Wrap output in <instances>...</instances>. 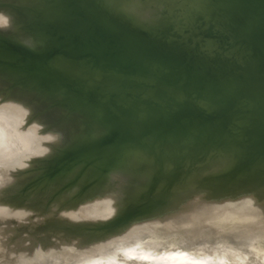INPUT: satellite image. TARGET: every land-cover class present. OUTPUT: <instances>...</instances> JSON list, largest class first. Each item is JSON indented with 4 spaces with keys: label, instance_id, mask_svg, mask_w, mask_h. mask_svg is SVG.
<instances>
[{
    "label": "rangeland",
    "instance_id": "obj_1",
    "mask_svg": "<svg viewBox=\"0 0 264 264\" xmlns=\"http://www.w3.org/2000/svg\"><path fill=\"white\" fill-rule=\"evenodd\" d=\"M23 1L24 2L22 3V0H0V14H1V12H9L10 13V21H8L7 23L11 22L10 24H5L4 25V23H6V21L9 18L3 19L2 26L5 27V28L7 27L6 29L5 28H3V29H5V30L10 29L11 30V29H13V27L16 28L18 26L17 22H19L16 19H18V20L22 19L24 21V19L27 17L26 19H28V20L25 19L27 24H23V25L20 24L21 26L19 25V27H20L19 29H22V27L24 26L23 29L25 27L27 28L24 31L28 30V32H30L31 29L33 28V27L31 28V25H29L30 24L29 19L31 18L32 15L30 13V16H29L27 12H30V11L33 10L32 13H34L35 11H37V15L36 16H38V13H40L39 15H40L41 18H38L39 16L36 17L34 14H33L32 17H34L35 21L38 20V19L44 21V25H45V28L43 30H41V32L39 33L38 36H36V41L37 42L39 41L38 43H39V46L41 47V50H42L41 52H43V53L42 54H38L36 56L37 60H34L36 62V66H35L36 68L34 70L33 69H31V70H27L26 69V71H28V72H25L23 69L26 68L24 66H26L27 62L24 63L25 61H21L20 60V58L24 56L23 54H19L17 52V49H15V50H11L10 49L11 51H8L9 53L4 52L6 54L2 55L1 54L2 53L1 49L3 47H7V48H12L13 49L12 45L14 46V48H18V49L22 48L21 46H24V45L26 47V45L28 46L29 44H27V42H25V41L30 40L29 39L30 37H26V39L28 38L26 40L25 38H23L24 37L23 35H20V36H22V38H23L22 39V38H20L17 35V32L15 31L17 29H14L12 31V33H10V35L16 34L15 35L16 37L14 36L16 39L12 38L13 37L12 36L11 37L12 38L11 41H13L14 39L15 40L13 42H10L11 38H8L7 35L6 36L3 35V34H6V32H8V30L6 32H4V30L2 29V26H0L1 27L0 28L1 29L0 30V34L2 33L1 35H2L3 39H4V37L5 38L7 37L9 41H7V38H6V41L12 43V45L10 44V46H9V44L6 41H4L5 45H4V42H1V45H3V46L0 45L2 47V48L0 47V52H1L0 53L1 57L0 58H1V60L2 59L3 60L4 59L5 60L8 59L7 61H10L11 63H14L12 65H9L10 64V62H9V63H7V65H5L7 61L4 60L5 63L3 64L4 61L3 62L1 61L2 64L0 63L1 64L0 67H2V65H3V67H2L3 69H4V67H6L5 69H7L6 71L8 73V76H9L8 69H9L10 72H13L12 73L13 76L12 77L10 76L11 79L12 78H14V79L16 78L17 79V76H19V78H21V80H23V79L25 80V78L22 77L23 75H16V77H14L15 74H20L19 73L20 71H21V74L22 73L25 74L26 78H28V79H26V82L24 81L25 83L20 80L21 84L19 83L20 81L18 82L16 79H15V81H17L18 83L17 82L15 83V81H12L11 79L9 80V78H8V79H6L7 81L9 80L8 82L4 81L5 83L7 82L6 83L7 85H4L2 87V85L0 84V92H3L2 90H4V89H5V91L6 90L10 91V89H13L11 91H16L18 88H14V87H21V85H22V88L18 89V91H17L18 93H19V90L21 91L23 88L30 87V85H34V86L36 85V86H38L40 88L42 85L38 81H40L42 79L43 82H45L44 84H49L51 86H55L56 93H59V94H55V95H59L61 98L58 96V98H60L59 99V103L55 102L56 100H53V103L54 102L58 103L60 105V106L58 105L59 108H61V106H62V108H61L62 110H63V107L65 106L66 103H64V105L62 104V102H61V99H62L61 94L65 95L66 94L65 92H66V90L69 89V87H75V88L79 89L80 90L79 91L80 98H83V99H84V97H90V96H93L95 94H98V98H96V99H98L97 101L101 105L108 106L110 108V114L111 115H115V117H117L118 119L123 121L125 126H126V128L130 131L131 134L134 135V137H136V139L134 138L132 140L127 139V140H123L122 141V139H121L119 134H116V132H113V131H111L109 129L104 128L100 124H91L89 127H87L88 124H90V123H87L86 126H83V125H85L84 121H86V119H83V118L86 117L85 112L83 110L74 109V113H71V114L66 115V116L63 115V113L61 114L59 112L61 114V116L59 114L60 117H64V116L66 117V118L65 117L62 118V119H64V120H62L63 121L62 122L63 126H64V124H65V126H67L66 127L67 130H66V128L64 130L65 131H69V132H65V133L73 135L74 132L75 133L79 132V134H78L79 136H77L78 138H75L76 140L75 139H73V140L71 139L70 141L66 142V144L63 145L64 147L63 146H59L60 147L59 150H58V147H55V148H57V149H55V152L60 151V153H63L65 151V149H67V150L69 149L68 153L65 152L63 154H60L58 152L59 155H63V156H61L63 159L60 158V156L58 154H56L55 152H51L50 155H47L46 157H42L40 155V153H41L40 149L41 148L39 147V149L35 153V157L36 158H34V157L28 158L30 156L26 155L27 156L26 157L25 155H23L29 161H27L25 159V157H22L26 161H24L22 159V162L20 164L18 163V160H17L18 157L11 158L10 162H11L12 159H14V160L16 159V161L13 160L14 162H12V164L8 161L9 165L6 168H1L0 169V208L3 205H5L7 207V209L3 210L4 213L0 214V264H32V263H29L30 262L29 259L31 258L29 252H30V249H32L31 247H39L40 250L42 249L40 253H43V252L50 253V251H53L54 248L60 247L59 244L64 246V250L58 257H56L57 255L54 254L53 257L51 259H49L48 261H45L43 263L39 262V263H33V264H73L74 260L76 258H78L79 256H81V255L95 256V255H97V254H99L101 252L105 253V257H106V262L107 263L108 262H115V263H118V264H171L173 262V260L176 258L173 255L170 256V257H162V258H159V259L154 260L152 262L150 261L148 263H147V261L144 262L143 260H139V259L138 260H134V259L129 258L128 251L130 250L132 243L136 241L138 235H134V234L132 235V234H128V233L127 234H123V235L122 234H120V235L117 234L118 232H120V229H121L120 227H123V224L121 222L122 220L120 222H118V221L114 220L113 216L111 218L110 217L111 213H107L106 212V211H108L109 208L106 207L107 210L105 208L104 209L106 210L105 214L106 213L108 215L110 214L108 216L110 219L108 217H106V219H105L104 218L105 215L104 216L102 215V214H104V212H103L100 215V216H102L104 218L103 222L101 220L103 225L101 224V222L99 223L100 225H98V220L97 219L99 218V220H100V216L94 217L93 214L89 215L88 213L82 211L83 208L80 207L81 206L80 204L84 200L86 201L88 198L91 199V200H96L97 197L99 199L103 198L101 196H105L106 198H109V197H111V195H115V197H117V195H116L117 193L116 192H118V191H116V189L119 188L118 190H120L122 192L124 191L123 193L122 192L118 193V196H121V193H122V196L124 197L123 198L121 196L122 199H121V197H117V199L120 198V200H118V201H120L119 204H121V201L123 202V199H124L126 204L131 207L133 205L129 204L130 200H131V202H132L133 198H134V200H136V201L132 202L134 205H135L134 202H136V204H138V202H137V201H139L138 198L140 199L139 202L143 203L145 198L141 199V196L142 195H146L145 196L146 197V201L145 202H147L148 200L151 199L150 203L147 202L148 205L150 204V206H151V205H153L152 201H154L153 200L154 196L156 195L155 196V200H156V197H157V201H154V204H155V202L157 203V202H159V200H161V199L158 200V198H159L158 194L161 193V191L165 192L166 188L168 187L167 188L168 190H166V191H168L167 194L169 192H172V193H175V194H173V196L169 195V196H171L170 197V199L172 200L171 203H169L170 199H168L169 201H166V202H168L170 204V208L171 209L172 208L176 209V211L179 214L186 213L184 216H186V217L188 216L187 217L188 220H184L183 222H179V223H171V221H172L171 219L170 220L169 219H164V220H162V221H160L158 223H155L157 225V227L156 228L153 227L151 230H149V233L150 234H155V233L157 234V233L161 232L162 229H165L166 227H170V228L173 229V232L171 231V233L175 234L177 229L180 228V227H183L182 229H185V228H187L186 226H188V225L192 226L194 224V222H192L193 218L190 219L192 217V212H191L192 209H190V208H193L194 205L196 207V204L199 203V198H197V196H199L200 198L202 196L203 197H208V196H210V192L215 190L216 187L222 188L221 184L222 185H224V184L226 185L227 182H228V184H230L232 182V180L235 179L236 176H234V175H236V173H237V172H232V171H234V170L235 171L236 170L240 171V169L241 170L245 169V171H248V172L245 173V174L248 173L247 174L248 176L244 175V177H245L244 179H243V177L242 178L240 177L241 180L240 179H235V180H237V182L239 184L240 183L244 184L245 183L244 180L246 179V177H249V179H251V183H252V180L255 181V180L258 179L260 181V180L264 179V178H260L259 177L262 174H264V170H262L264 168V109L260 106L259 103H257L256 101L253 100V105L251 106V108L249 109V112L247 114L248 115V117H247L248 120H247L246 124L239 123L237 125H234V129H233V126L231 127V126H228V125L226 126V128H224L223 124L225 123V120L223 118V115L229 109V107L231 106V103H232V102L229 101V99L223 100L222 102L219 103L218 106H214L213 104H205L204 105L203 104V100L201 98H197L198 96L196 94H194L192 90H190L189 88L185 87L182 84H177L175 86L174 85L164 86V88L161 87L163 89L161 91L160 98H162L164 100H167V101L173 102V104H176L177 107L180 104L179 103L180 102L179 98L184 97V96L187 95L186 96L187 100L189 101V103H191V107H192L190 109V111H192V113H193V116L190 117L189 120H188L189 124L200 126V127L204 128V129H206L207 132H210V133L211 132L215 133L219 129L223 128V129L229 130L230 133L235 136L233 139L225 140L224 142L222 141V143L220 145H217V146H215V143H217V141H214L215 139H212V138H209L207 140H197V139L195 140L194 139L188 145H186L185 142L182 141L181 139L180 140L177 139V140H174V141H169V137L172 136L173 130L169 131L171 133H168L165 137H161V135L157 133L158 128L157 129L155 128L157 126V124L144 125L143 127H140V126L134 125V124L129 123L128 121H126V119L122 116V113L120 112V110H118L117 107L111 102L110 98L108 97L107 91H106V89L112 83L111 75H109L107 73H104V72H99L101 74L100 75L101 78L99 80V83L94 84V85H87V82H85V79L77 78V76L73 75V73H70L68 71L65 72V71H61L60 69L54 68V66H52V64L54 65L56 62L64 64L63 60L67 59V58L63 54V52H64L63 49L64 48H63L62 41H56L57 39L53 40V38L50 35H47L48 33H50V34L53 33L48 28L53 21H52V19H50L51 17H49L50 13H49V16L47 14L48 17L44 16V14L46 15L45 11L49 8L48 6H47L48 8L46 7V5H48L47 3H50V1H51V3L55 2V4H54L55 7H53V9L51 8L50 5L49 6H50V8L52 10H59V2H58V0H54V1L53 0H30V1L29 0H23ZM133 1L134 0H125V3L123 4L122 2H124V0H112V3H108V4L109 5L111 4L110 6H112L113 9L116 8L115 10L118 11L121 8H123L122 6H125L126 3H130V2H133ZM142 1L143 2L149 1L150 3H153L152 5H154V2L159 3V8L158 9H159L160 13L158 15L161 18L158 17L159 20H158V18L156 20L155 19H151L153 21L154 20L156 21V23H152V24L153 25L156 24V25H154L156 28L160 27L159 30H156V28H155L152 31V27L153 26L150 24L152 22L150 19H148L146 21V20L134 19L133 18L136 23H138L136 20L145 21V22L151 21L150 23L149 22L148 23L143 22V23L146 24V26H149V24H150L151 25L150 29L149 28L145 29L143 27V26H145V24H142V22H141V25H143V26H141V25L138 26L140 23L136 24L133 20H131L132 17H128L129 15L127 16L125 14L126 12H123V11L122 12H123L124 16L126 18H129L128 20H130V22H132V24L126 23V22L116 21L114 19L110 20L111 23H115L118 26L124 27V28H127V27L129 28V26H130L129 29L133 28L134 32L140 33L151 44L170 45V46H172L173 47V52L172 53L179 54V55H181L183 57H186L188 59V62L185 64V66H187L189 68H196L195 67L196 63L193 61V59L196 58V57L198 58L197 59L198 61L199 60H201L203 62L206 61L207 65H211V64H208V63H210L212 61H207V60L213 59V58H208L207 59V56H208L207 54H205V53L197 54L195 52L188 51L187 49H184V47L181 44L182 42L178 43L177 41H174V40H171V39L167 40L164 37V35H162V33H161V31L163 30L162 26H164V24H165V23H163V21L167 20L169 18L172 19L174 17H175L174 19L176 20V18H178V17H176L175 15L178 16V14L180 13L183 16L186 8L188 9V11H189V8H191L192 10L194 8H196L194 10L195 11L197 10L195 12L196 15H194V16H193L194 12H192V11H190L189 13L187 12L188 16L189 17L192 16V19L194 20L193 21L190 18L191 21L195 22V20H196V21L201 22L203 20H206L205 14L209 13V11H207L208 9L207 10L206 9L205 10H201V11H204V12L206 11L204 15H203L204 12H200V9L202 7L200 8L199 6H201V4H202L201 2L202 1L201 2L199 0H142ZM211 1L215 2L218 5L217 16L218 15L222 16L223 14H225L224 11H226V10H225V7H223V4H221V0H208L207 2H209V4L211 5ZM29 2H30V4H29ZM149 2H147V3H149ZM25 4L29 5L28 8H27V9H29V11L26 10L27 6L24 7ZM113 4H114V6H113ZM18 5H20L19 8H21V12H19L20 13L19 16L21 18H18L16 16V14H15V10L17 9L15 7L18 6ZM51 5L54 6L53 4H51ZM118 6L119 7L121 6V8H119ZM154 7H153V9H152V7L150 9V7H149V10H153L154 11L156 9V8L154 9ZM250 7H251L250 10H253V11L256 10L252 6H250ZM23 8L26 10V12H24L25 10ZM30 8H33V9H30ZM12 9H13V11H12ZM41 9L45 10L43 12V15L40 12ZM121 10H124V9H121ZM18 11H20V10H18ZM182 11H183V13H181ZM256 11H258V10H256ZM11 12H13V13H11ZM23 12L27 13V16L25 14H23ZM47 12H50V11L48 10ZM197 12H199V13H197ZM53 13H54V11H53ZM53 13H51V14H53ZM57 13H59V12H57ZM187 13L185 12L186 18H188L187 17ZM190 13H192V14L190 15ZM22 14H23V16L24 15L25 16L22 17ZM160 14H161V16H160ZM42 17H45V19H43ZM181 17H179V18H181ZM1 19H2V17H0V20ZM160 19H162L163 21L160 20ZM4 20H6V21H4ZM175 20H174V22H175ZM35 21H33V22H35ZM157 21H159V23ZM161 21H162V24H161L162 26L161 25L159 26ZM187 21H189V19ZM22 22H19V23H22ZM31 24L33 25V23H31ZM170 24H171V27H172L173 22L170 21ZM211 27H212L211 23L209 22L208 26L205 29L206 30V32H205L206 34L208 32H211V30H213V27L212 28ZM29 28H30V30H29ZM213 31H215V30H213ZM45 32H46V34H44ZM19 34H21V33H19ZM1 35H0V39L2 38ZM18 37L20 38L18 40L22 39V41L18 42V40H17ZM3 39H1V40H3ZM16 40H17V42H15ZM31 40H33V38ZM44 40L46 41L47 45L46 44L42 45ZM40 41H41V43H40ZM221 45L222 44H220V47H221ZM56 46L60 47L61 50H58V49H56L58 51H55V49L52 50V48H54ZM218 46H219V44H218ZM28 47L30 49L32 48L33 51H35V50L38 51L40 49V47H39V49H38V47H36L37 49H33V48H35V46L34 47L28 46ZM225 49H227V47L222 46L220 52H222V51L223 52L221 54L219 53V54H217L215 56V58H218L220 60V62L222 64L221 68H219L217 70V69H212L211 67L209 68V66H207V67L205 66V68L203 67L202 70L198 69V71H199L198 77L201 76V78H205V76L207 75L206 73H208L207 71H210L209 74H212L211 76L215 78L218 75H220V73L225 72L226 69H228V68L235 69V68L243 67L245 65V63H247L246 67L250 68L249 65H252L254 62H256L255 60L251 59V57H250V55L252 56L251 51L254 52V50L250 51L249 46L245 47V49L237 47V49L232 53L231 58L229 60H228V58L226 56L224 57L222 55L224 53ZM3 50L6 51L7 49L4 48ZM50 50L55 51V52H51ZM13 51L15 52L14 54L17 56V57L15 56L16 59H18V57H19L18 61H16L15 58L12 60V57H14V54L11 55V53ZM258 51H259V55H260L261 52H260V50H258ZM49 52H51V53H49ZM254 53H255L256 56L253 55V57L257 58L258 54H256V52H254ZM262 53L264 54V52H262ZM49 55L50 56L52 55V56L49 57ZM259 55H258V58H257L258 60L260 59ZM56 56H58V57H56ZM23 59H25V58H23ZM51 59L52 60L55 59L53 61H56V62L55 63L52 62ZM56 59H58V60H56ZM61 59H63V60H61ZM31 60H32V58H31ZM261 60H264V58H262ZM29 61H30V59H29ZM74 62L76 63V61H74ZM262 62H264V61H262ZM40 63H42L43 65L46 64L47 67H37V65H39ZM242 64H243V66H242ZM14 65H15V68H16V65H17L18 68L15 69ZM20 65H21V67H20ZM22 65H24V66H22ZM88 66L91 68V70L93 72L94 71L98 72L91 65H88ZM11 67L14 68L15 70L11 69ZM22 67H23V69H22ZM18 69H19V71H18ZM62 70H64V68ZM203 72H205V73L203 74ZM3 73L4 72H2V73L0 72V76H2ZM4 75H5V73H4ZM5 77L6 76L0 77V81L3 80L2 78H5ZM219 79H221V78H219ZM27 82H28V84H26ZM31 82L33 84H31ZM16 84L17 85L19 84V86H17ZM23 84L25 85V87H24ZM39 88H38L39 91L35 88L36 91H38V94L41 91V88L44 89V87H41L40 89ZM31 89L32 88H30V89L27 88V90H30V91L35 90V89H32V90ZM152 90H154V88H151V90H149V93L152 94L151 96H153L156 93V92H154ZM43 91L44 92H42L41 94L46 93V96L49 94L50 97L49 96H47V97H49L50 99L51 98L52 99L56 98V97L54 98L55 95L53 96V94H50L47 91V89H44ZM23 93H24V95L31 96V98H30L31 100H29V101H32L34 99H38L39 100L38 105L35 102L31 103V105L34 107L33 109H36V108L39 109L41 107V105H44V106H42L43 108L48 106L47 103H48V101L50 99H48L47 97L44 98L43 96H45V95L38 96V94L35 93L36 95L34 96V95L30 94V93L21 91V95H23ZM64 97L66 98V96H64ZM40 99L46 100L47 103H42ZM66 101H67V98L65 99V102ZM50 103H51V100L49 101V105H50ZM53 106L55 107L56 104L53 105ZM58 106H56V107H58ZM40 110H42V111H40ZM35 111L28 112L26 115H24L22 117V120L20 122H18V123L17 122H15V123L12 122L13 124L9 123L8 125H5V123L0 124V130L3 133V134L2 133L1 134L3 135V137L7 136L10 139L9 140V139L6 138L7 140L10 141V143L8 142V145L9 144L11 145V143L19 144V141H21V139L17 135H15L17 133V130H19L21 128H24V126H25V128L30 126L31 123L34 120H36V118L38 116H39V118L43 117V114L45 115V112H48V111L51 112V109L48 108L47 110L45 109V111H44L41 108V109H39V111L37 110L39 113L37 111H36L37 113H35ZM52 111H54V110H52ZM77 111H79V114L82 112L80 114V116H82L83 121H82L80 116H79L80 117L79 120H78V118L74 119V117H77L79 115ZM177 112H181L180 109ZM75 113H77V114H75ZM72 114H75L76 116L72 115ZM56 116H58V114H56ZM56 116H52L48 120L46 118V119H44L45 122L43 120V121H41V123H38L39 124L38 125L39 126V131L42 134L43 133L52 132L54 130H57L60 127H63L61 125V123H58V122L61 121V119L59 120V118H58L59 116L58 117H56ZM67 116H69V117H67ZM70 116H71V118H70ZM76 119L78 121L81 120L80 121L81 123L78 122ZM56 120H58V121H56ZM65 120L67 121V123H65ZM82 122H83L82 126L84 127V130L86 132H88L89 134L85 133L84 130L82 131V133H80L81 132L80 130H82V128H83L82 126L79 127L78 130L75 127L76 123L82 124ZM59 124H60V126L58 127ZM92 125H94V126H92ZM95 125L97 126V128L102 130V131L100 130L101 131L100 137H97V133H98L99 129H97ZM91 126L93 128H91ZM86 127L89 128L88 129L89 131L87 130ZM71 129H73V130L75 129L77 132L75 130L71 131ZM90 129H93V130H91V132H90ZM148 129H149V131H148ZM103 130L105 131V133H103ZM106 131H107L108 135L109 134L112 135V136L114 135L112 137V138L115 137L114 141L107 138V137H111V136L110 135L107 136ZM95 132H96V134H94ZM178 132L179 133L181 132V134H182L181 130L178 131ZM13 133H14V135H13ZM65 133H64L63 136L66 137ZM92 133H93V135H92ZM243 133H244V135L246 134V136H243ZM80 134H81V136H80ZM86 134L91 135V136L87 135V139H86ZM70 135H68V137ZM16 136L18 138H16ZM71 136L69 137V139L71 138ZM83 136H84V138H83ZM93 136L95 138H92ZM176 136H178V135H176ZM79 137H81V138L79 139ZM105 137H106L107 141L104 140ZM90 138H91V140H90ZM101 138L103 140L102 144H103L104 141H105V143H107L105 146H101L102 145V144H100ZM175 138H177V137H175ZM0 139H2V138L0 137ZM6 139H4V141ZM17 139H19V140H17ZM83 139H85V140H83ZM81 140H83V142H86V141L88 142L89 141L88 144H86L87 142L84 143V145H86L88 149H86V146L84 148L83 147L84 145H81V143H83ZM110 140L112 142H109ZM117 140H118V142H119V140H121L122 142H119V144H117ZM0 143H3V142L0 141ZM4 143H6V142H4ZM17 144H15V145L18 146ZM93 144L94 145L98 144V146L97 145L93 146ZM42 145H45V144H42ZM42 145H40V146L42 147ZM89 145L91 146V150H90V146ZM168 145H170V146H168ZM16 146H15V148H16ZM226 146L229 147V148H227L228 150H226ZM230 146H232L231 148L233 150H234V148H236L235 151L236 152L238 151L237 153H239L240 154L239 156H241L240 158H239V156L237 157L239 159H237L235 157V155H236L235 151H233V150L229 151L231 149ZM159 147L160 148H162V147H166V148L170 147L169 149H171V151H172V149L176 150V151L174 150L173 153L172 152L171 153L172 154H174V152L177 153V156H174L176 158V160L174 159V161H177V162H175L177 164L173 165V164H175L174 161L172 160L174 157H172L173 155H171V153L168 150V153L172 157V159H171V157H170V159L173 161V164H172V161L168 162V159H167L168 156L164 157L165 158L164 160L166 161V162L164 161V164H166L167 166L165 165L164 169L162 168L163 172H164V170H167V169H169V171H170V169L173 167L175 169V171H176L175 172L173 170L176 173V175H175V173L173 174L172 170H171V172L168 171L169 172L168 174L171 173L168 176L166 175L167 173L160 174V172H162V169L159 168V166L163 165V163L161 165L159 163H160L161 160H163V158L160 159V157L157 156V157H159L160 161L159 160H155L154 161V159H157V157L155 158L154 155H152L153 152H155V154L158 155V153L161 150H163V148H162L161 150H159V152H157V149H159ZM223 147L225 149H222ZM11 148H14V147L11 145ZM63 148H64V150L62 151ZM166 148H164V149L166 150ZM128 149L130 150V154L131 155L129 154V152H128L129 150ZM136 149H137V151H138V149H139V151L142 150V151H140V153L138 152L139 155L137 153H134V152H136L135 151ZM180 149L183 150V152L179 153ZM193 149L195 150L194 152L192 151ZM237 149H239V150H237ZM189 150H191V152H189ZM199 150L201 152H199ZM78 151H80V153H78ZM81 151H82V153H81ZM148 151L149 152L152 151V153L150 154ZM187 151L189 152V154L186 155L187 157L189 155L188 158L184 156V154L187 153ZM95 152H96V155L93 154ZM147 152H148V154H147ZM206 152H207V154H206ZM214 152H216L215 155H216L217 158H215L214 155H212V156L215 159L211 158L212 156H210L211 154H214ZM53 153L55 155H53ZM126 153H127L128 157L126 156ZM178 153H179L180 156H178ZM229 153H231L230 154L231 157H232V154L234 153L233 157H235L237 159L236 162L238 163L237 169H236V167H232V165H234L236 163L235 162L236 159L234 160L233 157H232L233 158V164L232 163L226 164L222 168L218 167V164H216L221 159V156L219 157L217 155H221L222 154L224 156V155L229 154ZM64 154H67V157H65ZM74 154L83 155L86 158L84 161H87L89 163H83L84 162L83 160L78 162V163H75L74 160L70 159V157H72L70 155H73V157L76 156ZM203 154H204V156H203ZM88 155H90V157H88ZM137 155H138V157L141 156L140 158H142V156H144V157L146 156V157H148V159L147 160H143V159L140 160L138 157H136ZM190 155H191L192 158L190 157ZM122 156H124L125 160L127 159L131 165L127 163L128 162L127 160L123 161L124 157L121 158ZM178 157H179V159H178ZM183 157H185V158H183ZM186 158L188 159L187 161H186ZM210 158H211V161H210ZM30 159H32L31 162H30ZM130 159L132 160V162H130ZM134 159H135V161H134ZM213 159L216 161V163H215V161ZM52 160H55L54 162H56V163L51 165L50 163H51ZM103 160H104V162H102ZM108 160H111L112 163L110 161H108ZM120 160L124 162V163H122V165H124V167H126V169H124V167H123L120 170L118 169V170L109 171V169L112 168L113 165L117 166V164H119ZM189 160H190V162H189ZM40 161L42 162V164H41ZM96 161L98 163H95ZM105 161H107L108 163L105 162ZM157 161H159V162L157 163ZM199 161H201V163ZM38 162H40V163L38 164ZM99 162H101V164H99ZM197 162H199V163H197ZM15 163H18V164L16 165ZM58 163H61V165L63 164L64 166H67V167H65L67 169V171L65 170L66 172L75 169L76 171L74 173V176H67L64 179L57 180L52 185L47 186L49 184V181L52 180L53 177L56 175V174H53L54 176L51 175L52 173L55 172L54 170L56 169V171H58V170L60 171L62 169L61 165H60V167L58 166L59 165ZM102 163H105V165L106 164L107 165L106 166L102 165ZM125 163H127V164H125ZM135 163H136L137 166L133 165ZM207 163L208 164L212 163V165H209L208 167H206ZM98 164L101 165V166H99ZM108 164L111 167H109ZM138 164L140 165V167H142V165L144 167H146V166L147 167L146 168H140V167H138ZM157 164H159V165H157ZM184 164L186 165V167H185ZM190 164L193 167V171H194V168H195V170L197 169V171H198L201 166H203V167L205 166L206 167L203 170L200 169V171L203 174L198 176L199 177L198 178L199 182H203L204 185H200L199 187L195 188V186L193 187V183H191L190 181H189L190 182L189 183L187 181V180H191V178H192V177L191 178L189 177L187 179L188 176H186V174H185V171H187V170H189V172L192 171L191 170L192 168H190V166H189ZM195 164H196V166H195ZM200 164H201V166L199 167V169L196 168ZM54 165L58 166L59 169H58V167H56ZM127 165H129V166H127ZM182 166H183V168H182ZM235 166H236V164H235ZM249 166H251V167H249ZM48 167H51V168L53 167V169L55 167V169L53 170V169L49 168L50 172L51 171H54V172H51V174L47 173V175L48 174L50 175V177L48 175V178H47L46 177L47 175L45 174L46 173L45 171L48 169ZM230 167L235 168V169L231 171ZM253 167H257V168H259V169L261 168V169L260 170L258 169V171L256 172V170H254L256 168H253ZM95 168L97 170L99 168L98 172L94 171V170H96ZM188 168H190V169H188ZM103 169H104V171H102ZM157 169H161V171L158 172L159 170H157ZM184 169H186V170H184ZM152 170H153V174L154 175L157 174V173L160 174V175H158V174L155 175V178L153 179ZM182 170H184V171H182ZM63 171H64V169L62 170V172ZM101 171H102L104 177L102 175L99 176ZM200 171H198V172H200ZM245 171L243 170L241 172L242 175L240 173L239 176L240 175L243 176V173ZM90 172H94L95 174L96 173L97 174H96V176H94L95 175L94 173H91V175H90ZM155 172H157V173H155ZM181 172H183V173H181ZM249 172H253V173H249ZM195 173H197V172H195ZM195 173L193 172L190 176H193ZM172 174L174 175V178H172V176H173ZM181 174L182 175L185 174V175H183L185 177L184 180L187 179L186 182H188L189 184L188 183L186 184L185 181H184V183L186 185L182 186L183 184H181L182 183L181 179L183 180V178H182L183 176ZM211 174H213L214 176L213 175L211 176ZM105 175L109 176V178L105 177ZM195 175L193 177V180L195 178ZM237 175H238V173H237ZM79 176L83 177L84 182H82L81 184L80 183L72 184L73 181L76 180V178H78ZM210 176L212 178H210ZM239 176L236 177V178H239ZM180 177H181V179H180ZM142 178H144V180ZM166 178H169L170 184H167L169 182H168V180ZM231 178H233V179L231 180ZM176 179H179L181 181V183H179V180L177 182ZM249 179L247 178V180H249ZM96 180H97V182H96ZM105 180H106V182H105ZM173 180L176 181V182H173ZM193 180H192V182H193ZM213 180H215V181H213ZM212 181L214 182L213 185H211ZM26 182H28L27 184L29 185V187H28L26 192L25 191L21 192L23 190L22 186H24V184ZM165 182H166L167 186L165 185ZM215 182H217V183H215ZM237 182H235V181L232 182L233 185L236 184V186H233L234 189H242L243 187H249V186H253V189L256 190V191L261 189V184L257 183V182L256 183H252V184L245 183L247 185H245V184L244 185H239ZM249 182H250V180H249ZM131 183H133V184H131ZM158 183L162 187L161 186L158 187L159 186ZM162 183H164V184H162ZM100 184L101 185L104 184L105 185V186H103L104 188ZM127 184H128V186H127ZM134 184H138L137 187H139V185H144L145 188L139 187V188L136 189V187H135V188L131 189L130 187H132V185H134ZM148 184H150V185L148 186ZM228 184H227V188L229 186ZM87 185H98V186L97 187L88 188ZM163 185H165L166 188ZM171 185H174V186L172 187ZM155 186H157L158 188L155 187ZM125 187H129V188L125 189ZM153 187H155V188H153ZM163 187H164V189H163ZM171 187L173 189H171V191H170L169 188H171ZM230 188L232 189V185L229 186V189ZM135 189L138 192H136L135 195H134L133 192L135 191ZM199 189L201 191H203L204 194L203 193L200 194ZM159 190H161V191L159 192ZM157 191L159 193H157ZM37 192L38 193L41 192V193L37 194ZM114 193H116V194H114ZM98 194H104V195H99L98 196ZM165 194H163L162 196H166ZM205 194H206V196H205ZM126 195H128V196H126ZM130 195L132 197L128 198L129 199L128 200L126 197H129ZM138 195H140V196L138 197ZM162 196H160V197H162ZM195 196H196V198H194ZM135 197H137V199ZM149 197H153V198L149 199ZM125 198L127 199V201L129 203H127ZM147 198H148V200H147ZM95 202H97V201H95ZM125 202H123L122 205ZM142 203L140 205H142ZM168 203H167V205H169ZM8 204H9L10 207L7 206ZM48 204H50L49 210L47 208ZM126 204H125L126 207H124L125 209H123V211H121V214L123 216L124 221H127L126 218H124V216H126V214H125L126 211H127V213L130 211V209L128 211V209H127L128 206ZM167 205L164 204L163 205L164 207H162V205H161L162 210H163V208L165 209V207L168 208ZM146 206H147V204H146ZM146 206L144 205L145 208H146ZM150 206H147V207H149V209L146 210V211L150 212L152 210V209L150 210ZM133 207H132V209H134V208L136 209V207L140 208V207H138L136 205H135L134 208ZM45 208H47V209H45ZM104 209H103V211H104ZM141 209H139L140 212L138 211L140 215H141V211H144V210H141ZM157 209L152 210L153 214L155 213L156 210L157 211L161 210V208H157ZM81 211L83 213H81ZM124 211H125V213H122ZM131 211H133V210H131ZM148 212H146V213H148ZM152 212H151V214L150 213L146 214V216L147 215L148 216L152 215ZM115 214H117V213H115ZM136 214H138V213H136ZM114 216L116 217V215H114ZM122 216H120V218L119 217H116V218L118 220H120V219H122ZM127 216H129V215H127ZM131 216H132V214H131ZM138 216L139 215H137V218H136V216L134 215V217L136 219H138ZM144 216L141 215L139 217H144ZM134 217H132V218L130 217L129 219H132V221H134V219H133ZM251 218H253V217H251ZM112 220L115 221V222H112V224L110 226H106L105 225V223H108L109 221L111 222ZM124 221H123V223H124ZM130 221L131 220H129V223H130ZM95 222H97V223H95ZM127 223L128 222H125V224H124L125 226L124 227L129 226L131 224V223L130 224L128 223L129 224L128 225ZM66 224H68V225H66ZM94 224L95 225L97 224V226H98V227H96L97 229H95V225ZM113 224H115V226ZM73 225H74V227H73ZM76 225H78V228L76 227ZM57 226H61L60 228H62V229L59 230L58 229L59 227H57ZM225 226L227 228H224L223 226L222 227L215 226V231H216L215 233H216V237L217 238H213L210 242L202 241V238H203V236L205 234L200 235L199 238L196 240L198 242L195 241L193 243L196 246L195 248L196 249L197 248L200 249L201 247H205V250L207 252L212 253V252H215V251L217 252V251L224 250L227 247H229V245L236 244V243H234L235 241L225 240V239H224L225 243H220L218 245L215 244V243H217V239H219L218 235L219 236L222 235L221 238H223V235L227 233L226 231L230 229L231 224L229 225L227 223ZM98 228H100V229H98ZM78 231H81V232L85 233V237H83L84 239H81V237H78V235L76 234V232H78ZM99 231H100V233H99ZM90 232H91V235H90ZM94 234H95V237H94ZM47 237L51 238L52 241H45L44 239H46ZM110 237H113V239H109ZM86 238H88V241H87ZM98 238L99 239L102 238L101 241H99V243H96L94 245H87V244H90L91 241H95L94 239H98ZM44 241L45 242H49L48 243L49 245L45 246V247H48V248H44L43 247L44 246L43 245ZM84 247H86V248H84ZM79 252H83V253L79 254ZM245 252H246V254H245ZM241 253H242V254H240L241 256H238L239 254H237L236 256H237V258L239 257V260H241V261L244 260L243 261L244 264H264V240L262 241V240L257 239L255 241L254 239L253 240L250 239L249 243L246 246H244L243 251ZM248 253L249 254L252 253V254L249 255ZM247 254L249 256H247ZM236 256H234L235 259H236ZM241 257H242L243 260L241 259ZM230 259H231V257H230ZM230 259L225 260V262L227 263V261H229ZM230 261L232 262V264H234V263L236 264V262L233 263V256H232V259ZM230 261H229V264H230ZM241 261L239 262L240 264L242 263ZM23 262H27V263H23ZM237 263H238V261H237Z\"/></svg>",
    "mask_w": 264,
    "mask_h": 264
},
{
    "label": "bare ground",
    "instance_id": "obj_2",
    "mask_svg": "<svg viewBox=\"0 0 264 264\" xmlns=\"http://www.w3.org/2000/svg\"><path fill=\"white\" fill-rule=\"evenodd\" d=\"M30 1V0H29ZM54 1V0H53ZM52 1V2H53ZM208 1V0H207ZM24 2V1H23ZM22 2V3H23ZM26 2V1H25ZM121 2V1H120ZM147 2H149V1H146V2H143L142 0H134L133 2H130V3H126V5L125 6H122L123 8L122 9H124L123 10V12H126L125 14L128 16V17H132L131 18V20H133L134 21V19H141V20H148V19H157L158 17H159V3H157V2H154V5H152L153 3H147ZM201 2V1H200ZM231 2H232V4L234 5V7H236V9H237V11L241 14V15H243V16H246V20H247V32L249 33V35L251 36V39H252V41H253V43H256L257 45H258V47H259V49H256V50H254V52H256V54H258L259 55V51L258 50H260L261 52H264V4H259V8L258 9H256V10H258V11H256L255 9V11H253V10H250L251 9V7H250V5L249 4H247L244 0H231ZM33 3V2H32ZM31 3V4H32ZM50 3H51V1H50ZM50 3H47L48 5H46L45 3V5H46V7L48 8L46 11L44 10V9H41L40 10V12H41V14L43 15V12L45 11L46 12V15L44 14V16H47V14H48V16H49V13H50V16L49 17H51L50 19H52L53 20V18H56L57 16H58V11L59 10H52L53 9V7H55V2H53V3H51V4H53L54 6H52ZM107 3H112V0H107ZM123 4L125 3V1L124 2H122ZM202 3V2H201ZM200 3V4H201ZM29 4H30V2H29ZM149 4V5H148ZM51 6V8H50V6ZM111 5V4H110ZM120 5V4H119ZM122 5V4H121ZM210 5V4H209ZM19 6L20 5H18V6H16L15 8H19ZM24 6V5H23ZM27 6V7H26ZM28 6L29 5H27V4H25V6L24 7H26V10H28L29 11V9H27L28 8ZM113 6H114V4H113ZM150 7V9H151V7H152V9H153V7H154V11L153 10H149V7ZM22 7V6H21ZM44 7V6H43ZM112 7V6H111ZM116 7V6H115ZM119 7V6H118ZM200 8L202 7V4H201V6H199ZM210 7V6H209ZM14 8V7H13ZM14 8V9H15ZM119 8H121V6L119 7ZM24 9V8H23ZM30 9H33V8H30ZM51 9V10H50ZM116 9V8H115ZM191 8H189V11H188V9L186 8V10H185V12L187 13H189L190 11H192V12H194L193 13V16L194 15H196L195 14V12L197 11H195L194 9H196V8H194L193 10L191 9ZM18 10H20V11H18V12H21V8H19ZM25 10V9H24ZM23 10V11H24ZM26 10L24 11V12H26ZM50 11V12H47V11ZM121 10V9H120ZM201 10H203L202 8L200 9V12H204V11H201ZM207 10V9H206ZM250 10V11H249ZM12 11H13V9H12ZM33 11V10H32ZM32 11H30V12H27L28 13V15L30 16V13H31V15L33 16V14L36 16L37 15V11H35L34 13H32ZM52 11V12H51ZM53 11H54V13H53ZM208 11V10H207ZM249 11V12H248ZM23 12V14H25L26 16H27V13H24ZM185 12H184V14H183V16H182V14H178V16L177 15H175L176 17H178V18H176V20L174 19V18H169L168 19V22L170 23V21H172L173 22V25H172V27H174V28H176V29H181V28H185L186 26H188V23H189V21H191L190 20V18H189V16H188V13H187V17L188 18H186V15H185ZM206 12V11H205ZM205 12L203 13V15L205 14ZM209 12H210V10H209ZM225 12V14H223L222 16H219L218 15V18L220 17V21L218 20V22H220L219 24H221V26H223V28L226 26V27H228V24H230V19H229V17L227 16V13H226V11H224ZM11 13H13V12H11ZM51 13H53V14H51ZM181 13H183V11L181 12ZM197 13H199V12H197ZM23 14H22V17H24L23 16ZM40 13H38V16H36V17H38V18H41L40 17V15H39ZM192 13H190V15H191ZM1 16L0 17H2V19L0 20L1 22V24H0V26H2V22H3V19H7V18H9L7 21L6 20H4V21H6V23H4V25L5 24H10V23H7L8 21H10V13L9 12H1V14H0ZM19 15H20V13H19ZM31 16V20L29 19V21H30V24L29 25H31V31L30 32H28V30L27 31H24V30H26L27 28L25 27L24 29H23V27H22V29H19L20 27H19V25L21 24V25H23V24H27L26 23V20H28V19H24V21L22 20V19H20V20H18V19H16L17 21H19V22H22V23H19V22H17V24H18V26L15 28V27H13V29H7L8 30V32H6L7 30H5L6 28L5 27H3L2 26V29L3 28H5V29H3L4 30V32H6V34H10V33H12V31L14 30V29H17V30H15L16 32H17V35L20 37V38H22V36H20V35H23L24 37L23 38H25L26 39V37H30L29 39L31 40L32 38H33V40H35L36 41V36H38L39 35V33L41 32V30H43L44 28H45V25H44V21H42V20H40V19H38V20H34V17H32ZM47 16V17H48ZM160 16H161V14H160ZM183 18H182V17ZM207 16H208V13L207 14H205V18H207ZM46 17V18H47ZM155 17V18H154ZM179 17H181V18H179ZM186 19H185V18ZM196 17V16H195ZM18 18H21L20 16L18 17ZM43 19H45V17H42ZM134 18V19H133ZM159 18H161V17H159ZM159 18H158V20H159ZM129 19V18H128ZM175 20V22H174V20ZM178 19V20H177ZM189 19V21H187ZM191 19H192V16H191ZM154 20V21H155ZM160 20H162V19H160ZM170 20V21H169ZM193 20V19H192ZM33 21H35V22H33ZM138 23H140L138 26H140L141 25V22H142V24H145V23H150L151 21V23L150 24H152V23H156V21L154 22L153 20H151V21H148V22H145V21H138V20H136ZM163 21V20H162ZM162 21L160 22V24H159V26L162 24ZM194 21V20H193ZM192 21V22H193ZM135 22V21H134ZM143 22H145V23H143ZM158 23H159V21H157ZM31 23H33V25L31 24ZM136 23V22H135ZM138 23H136V24H138ZM163 23H165V24H167L166 22H164L163 21ZM131 24V23H130ZM149 24V26H146V24H145V26H144V28L146 29V28H151V25ZM20 25V26H21ZM156 25V24H155ZM141 26H143V25H141ZM152 31L156 28L153 24H152ZM162 26V25H161ZM9 27V26H8ZM29 27V26H28ZM220 27V26H219ZM1 28V27H0ZM159 28L160 27H157L156 28V30H159ZM1 30V29H0ZM10 30V31H9ZM29 30H30V28H29ZM2 32V31H1ZM15 32V33H16ZM19 33H21V34H19ZM2 34V33H1ZM0 34V35H1ZM4 35V34H3ZM16 34H14V35H12L13 37L12 38H15L16 36H15ZM217 34L216 33H214V31H211V32H208L207 34H206V36H207V38H210L212 41H214V43L213 44H217V46H218V44H219V46H220V44H222L223 43V41H224V38H225V40L227 41L229 38V33L227 32V31H225L224 30V33H222L218 38H217V36H216ZM15 36V37H14ZM215 36V37H214ZM228 36V37H227ZM1 37H2V35H1ZM17 38V40L18 39H20V38ZM7 38V37H6ZM6 38L4 37V39H3V37L1 38V39H3V40H1L0 39V45H1V42H4V41H6ZM8 38H11V37H8ZM8 38H7V41H9L8 40ZM12 38L10 39V42H13V41H11L12 40ZM22 38V39H23ZM41 38V37H40ZM22 39L21 40H18V42L19 41H22ZM28 39V38H27ZM26 39V40H27ZM38 39V38H37ZM17 40L15 41V42H17ZM30 40H27V41H25V42H27V43H30ZM39 40V39H38ZM6 41V42H7ZM29 41V42H28ZM230 41V40H229ZM10 42H7L8 44H9V46H10V44L12 45V43H10ZM39 42V41H38ZM225 42V41H224ZM6 43V44H7ZM40 43H41V41H40ZM7 44V45H8ZM47 45V43H46V41L44 40V42H43V44L42 45ZM4 45H5V42H4ZM227 45H229L228 44V42L225 44H223V45H221V47L222 46H225V47H227ZM231 45V44H230ZM1 46H3V45H1ZM0 46V47H1ZM158 46H160L161 48H163L164 50H168L169 52H173V47L172 46H170V45H158ZM216 46V47H217ZM218 46V47H219ZM12 47H13V49L12 48H7V47H1L2 49H1V54L3 55V54H6V53H9L8 51H11V50H15V49H17L18 50V48H14V46L12 45ZM37 46H35V48L34 49H37L36 48ZM39 47L40 46H38V49H39ZM7 49L6 51L5 50H3V49ZM43 48V47H42ZM11 49V50H10ZM20 49V48H19ZM53 49H55V51H58V50H61V48L60 47H58V46H56V47H54V48H52V50ZM56 49H58V50H56ZM250 49V48H249ZM52 50H50L51 52H55V51H52ZM251 50H253V49H250V51ZM39 52H41L42 50H41V47H40V49L38 50ZM37 50H35V52L37 53L38 52ZM49 51V50H48ZM64 51V50H63ZM4 52H6V53H4ZM18 52V51H17ZM16 52V53H17ZM46 52V51H45ZM51 52H49V53H51ZM243 52V51H242ZM253 51H251V54H252V56L250 55V57H251V59H253V60H255V61H257L258 59V55H257V58L256 57H253V55L254 56H256L255 55V53H254ZM258 52V53H257ZM11 53V52H10ZM15 52L13 51L12 53H11V55L12 54H14ZM173 54H175V53H173ZM262 54V53H261ZM10 55V54H9ZM53 55V54H52ZM51 55V56H52ZM16 55L14 54V57H12V60L15 58V60L16 61H18L19 60V57H18V59H16V57H15ZM50 55H49V57H51ZM54 56V55H53ZM175 56H177V58L178 59H180L181 61H182V63H183V65L185 66V64L188 62V59L186 58V57H183V56H181V55H179V54H175ZM215 56L216 55H214V56H212V55H210V54H208V56H207V59L208 58H213V59H209V60H207V61H212V62H210V63H208V64H211V65H207V62L205 61V62H203V61H201V60H197L198 58L196 57V58H194L193 59V61L196 63L195 64V67H196V69L197 68H199L200 70H202L203 69V67L205 68V66L207 67V66H209V68L211 67L212 69H219V68H221V66H222V64H221V62H220V60L218 59V58H215ZM1 57V56H0ZM24 57V56H23ZM47 57V56H46ZM56 57H58V56H56ZM55 57V58H56ZM259 57H260V61L262 62V61H264V60H261L263 57H262V55H259ZM262 57V58H261ZM37 57L35 56V58L33 57L32 58V60H31V58H30V61H28L27 63H26V66H24V65H22V66H24V67H26L25 69H23V67H22V69L25 71V72H28V71H26V69L27 70H31L32 69V67L33 66H36V62L34 61V60H37L36 59ZM48 58V57H47ZM256 58V59H255ZM22 57L20 58V60L22 61ZM5 60V59H4ZM3 59L1 60V58H0V63H1V61L3 62L4 61ZM8 60V59H7ZM7 60H5V61H7ZM10 60V59H9ZM47 60V59H46ZM52 60V59H51ZM53 60H55V59H53ZM52 60V62H56V61H53ZM56 60H58V59H56ZM61 60H63V59H61ZM60 60V61H61ZM242 60V59H241ZM5 61L3 62V64L5 63ZM48 61V60H47ZM59 61V62H60ZM64 61V62H63ZM62 62L64 63V64H61V63H58V62H56L54 65L52 64V66H54V68H56V69H60L61 71H68V72H70V73H73V75H75V76H77V78H81V79H85V82H87V85H94V84H97V83H99V80H100V73L99 72H96V71H92L91 70V68L88 66V64L86 65V64H83V63H79V62H74L73 60H69L68 58L67 59H64ZM10 61H7L6 62V64L5 65H7V63H9ZM51 62V61H50ZM51 62V63H52ZM45 63V62H44ZM2 64V63H1ZM0 64V65H1ZM12 64H14V63H11L10 62V64L9 65H12ZM8 65V66H9ZM49 65V64H48ZM242 66H243V64H242ZM2 67H3V65H2ZM2 67H0V72L2 73V72H4L5 73V75H4V73H3V75L2 76H0V77H3V76H6L5 78H2L3 80H1L0 81V84L2 85V87L4 86V85H7L4 81H7L6 79H8L9 78V80L11 79L10 78V76L12 77L13 76V72H10L9 71V69H8V72H9V76H8V73H7V69H5L6 67H4V69L2 68ZM20 67H21V65H20ZM14 68H15V65H14ZM14 68H12L11 67V69H14ZM18 68V66L16 65V68L15 69H17ZM64 68V70H62ZM3 71H2V70ZM14 69V70H15ZM20 69V68H19ZM19 69H18V71H19ZM39 70V69H38ZM23 71V72H24ZM67 72V73H68ZM12 75H11V74ZM16 73V72H15ZM20 74H15V76L14 77H16V75H23L22 77H24L25 78V80L23 79V80H21V78H19V76H17V81L19 82L20 80L21 81H25L26 82V79H28V78H26V75L25 74H21V71L19 72ZM208 75V74H207ZM206 75V76H207ZM8 76V77H7ZM21 77V76H20ZM61 77V76H60ZM206 78V77H205ZM15 79L14 78H12L11 80L12 81H15ZM19 79V80H18ZM104 79V78H103ZM8 80V81H9ZM106 80V79H105ZM110 80V79H109ZM17 81H15V83L17 82ZM21 81L19 82L20 84H21ZM108 81V80H107ZM17 82V83H18ZM22 82V83H23ZM24 82V83H25ZM42 86L41 87H44V89H47V91L50 93V94H53V96L55 95V94H59V93H56V88H55V86H51V85H49V84H44L45 82H43V80L41 79L40 81H38ZM110 83V82H109ZM26 84H28V82L26 83ZM31 84H33L32 82H31ZM178 83H176V84H174V86L175 85H177ZM17 85V84H16ZM24 85V84H23ZM30 85V84H29ZM100 85V84H99ZM102 85V84H101ZM104 85V84H103ZM17 86H19V84L17 85ZM34 88H33V87ZM36 86V85H35ZM34 85H30V87H26V88H23V89H27V88H32V89H37L38 90V86H36L35 87ZM24 87H25V85H24ZM40 87V88H41ZM18 89L20 88H22V85H21V87H17ZM39 88V89H40ZM93 88V87H92ZM18 89L16 90V91H11V90H13V89H10V91H5V89L4 90H2L3 92H0V124H2V123H5V125H8L9 123H15V122H20L21 120H22V117L24 116V115H26L28 112H33V111H39V109H43L44 111H45V109L47 110L48 108H50L51 109V107H54L53 105H55L56 104V106H58L59 104V99L61 98L59 95H55L54 96V98L55 99H50L49 97V94L47 95V96H49V97H47L46 96V93H44V94H41L42 92H44L43 90L44 89H42L41 88V91L39 92V94H38V91H36V89L35 90H32V91H36L35 93H37L38 94V96H40V95H45V96H43L44 98H48V99H50L51 100V103H50V105H49V101H48V106L47 107H42V106H44V105H41V107L39 108V109H33L34 107L31 105V103H33V102H35L37 105H38V102H39V100L38 99H34V100H32V101H29V100H31L30 98H31V96H29V95H24V93H23V95H21V91L19 90V93L17 92L18 91ZM46 91V92H47ZM79 89H77V88H75V87H69V89L68 90H66V94L65 95H62L61 94V96H62V99H61V102H62V104L64 105V103H66L65 104V106L63 107V110H61V112L60 111H57V110H55V111H52L53 109H51V112H45V115L43 114V117H40L39 118V116L36 118V120H34L32 123H31V125L30 126H28V127H26L25 128V126H24V128H21V129H19V130H17V133L15 134V135H17L20 139H21V141H19V144H17V143H15V144H17L18 146H16L14 143H11V145L14 147V148H11V145L9 146L8 145V142L10 143V139L6 136V137H3V133L1 132V130H0V137L2 138V139H0V141L1 142H3V143H0V169L1 168H6L8 165H9V162H10V159L11 158H15V157H18L17 158V160H18V163L20 164L21 162H22V157H25L26 155H28V156H30V157H28V158H32V157H34V158H36L35 157V153L37 152V150L39 149V147L41 148L40 149V155L42 156V157H46L47 155H50V153L51 152H55V149H57V148H55V147H58V150H59V146H63L64 144H66V142H68V141H70L71 139L73 140V139H75V138H78L77 136H79L78 134H79V132L78 133H73V135L71 136L70 134H68V133H65V132H69V131H65L64 129L67 127V126H65V124H64V126H63V124H62V120H64V119H62V118H64L66 115H69V114H71V113H74V109H79V110H83L84 112H85V115H86V117L85 118H83V119H86V121H84V124L85 125H83V122H82V124H80L81 122V120L80 121H78L79 119H80V117H81V119H82V116H80V114L82 113H80L79 114V111H77L78 112V116L77 117H74V119L75 118H78V122H80V123H76V125H75V127L77 128V130H78V128L79 127H81L82 125L83 126H86V124L87 123H90V124H88V126L87 127H89L91 124H100V125H102L104 128H106V129H109V130H111V131H113V132H116V134H119L120 135V137H121V139H122V141L123 140H127V139H130V140H132V139H136V137H134V135L133 134H131L130 133V131L126 128V126H125V124H124V122L123 121H121L120 119H118L117 117H115V115H111L110 114V108L108 107V106H105V105H101L97 100L98 99H96V98H98V94H95V95H93V96H90V97H84V99L83 98H80V93H79ZM61 93V92H60ZM34 95V94H33ZM36 95V94H35ZM34 95V96H35ZM52 96V95H51ZM58 96L60 97V98H58ZM64 96H66V98H67V101L65 102V97ZM251 97H252V99L254 100V101H256L257 103H259L260 104V106L264 109V81H263V84L261 85V86H258V87H256V88H254L253 89V91H252V93H251ZM65 98V99H64ZM53 100H56L55 102H58V103H53ZM80 100V101H79ZM29 101V102H28ZM78 102V103H77ZM61 104V103H60ZM28 105V106H27ZM52 105V106H51ZM50 106V107H49ZM55 106V107H56ZM60 106V105H59ZM58 106V107H59ZM61 108H62V106H61ZM22 112H21V111ZM35 111V113H37ZM40 111H42V110H40ZM63 113V115H65L64 117H60L61 116V114ZM76 112V111H75ZM39 113V112H38ZM189 113H191V117L193 116V113H192V111H190ZM47 114V115H46ZM56 114H58V116H59V114H60V116L58 117V116H56ZM75 114H77V113H75ZM75 114H72V115H75ZM190 115V114H189ZM52 116H56V117H58L59 118V120L61 119V121L60 122H58V123H61V125L63 126V127H60V128H58L57 130H54V131H52V132H48V133H41L40 131H39V124L38 123H41V121H43L44 119H46L47 118V120L48 119H50ZM76 116V115H75ZM80 116V117H79ZM49 117V118H48ZM67 117H69V116H67ZM57 118V119H58ZM66 118V117H65ZM70 118H71V116H70ZM53 119V118H52ZM56 119V118H55ZM69 119V118H68ZM83 119H82V121H83ZM189 119V118H188ZM67 120V119H66ZM65 120V123H67V121ZM40 121V122H39ZM56 121H58V120H56ZM44 122H45V120H44ZM86 122V123H85ZM12 123V124H13ZM56 123V122H55ZM4 125V124H3ZM56 125V124H55ZM68 125V124H67ZM201 125V124H200ZM60 126V124L58 125V127ZM78 126V127H77ZM82 126V127H83ZM92 126H94V125H92ZM91 126V128H93ZM96 126V125H95ZM36 129H35V128ZM86 127V128H87ZM75 128V129H76ZM96 128H97V126H96ZM156 129L158 128V131H157V133L158 134H160L161 135V137H165L168 133H171V132H169V131H172V130H170V129H164V128H162V126H160L159 124H157V126L155 127ZM35 129V130H34ZM74 129V130H75ZM81 129V128H80ZM89 128H87V130H88ZM97 129H99V128H97ZM66 130H67V128H66ZM69 130V129H68ZM73 129H71V131H74ZM84 130V127L82 128V130H80L81 132L80 133H82V131ZM91 130H93V129H90V132H91ZM99 130H101V129H99ZM76 131V130H75ZM85 131V130H84ZM89 131V130H88ZM95 131V130H94ZM97 131V130H96ZM102 131V130H101ZM148 131H149V129H148ZM77 132V131H76ZM93 132V131H92ZM2 133V134H1ZM64 133L66 134V137L65 136H63L64 135ZM71 133V132H70ZM85 133H88V132H86L85 131ZM103 133H105V131L103 130ZM111 133V132H110ZM143 133V132H142ZM89 134V133H88ZM88 134H86V139H87V135ZM94 134H96V132L94 133ZM106 134H107V131H106ZM114 134V133H113ZM145 134V133H144ZM13 135H14V133H13ZM68 135H70L71 136V138L69 139V137H68ZM92 135H93V133H92ZM110 135V134H109ZM108 134H107V136H109ZM176 135H178V136H176ZM5 136V135H4ZM16 136V138H18ZM80 136H81V134H80ZM88 136H91V135H88ZM95 136V135H94ZM92 137V138H95V137ZM111 137H107L108 139H111V140H113L114 141V139H115V137L114 138H112L113 136L112 135H110ZM68 137V138H67ZM175 137H177V138H175ZM9 139V140H7V139ZM81 137H79V139H80ZM83 138H84V136H83ZM4 139H6L5 141H4ZM182 140V141H184L185 142V144L186 145H188L189 143H191V141L193 140V139H190V138H188L186 135L184 136L183 134H181V132L179 133L178 131H176V130H173V134H172V136H170L169 137V141H174V140ZM17 140H19V139H17ZM76 140V139H75ZM83 140H85V139H83ZM83 140H81L82 142H83ZM90 140H91V138H90ZM105 141H107L106 140V137H105V139H104ZM109 141V142H112V141ZM102 138H101V141H100V144H102ZM105 141L103 142V144L101 145V146H105L107 143H105ZM121 140H119V142H122ZM4 142H6V143H4ZM87 142V141H86ZM86 142H83V143H81V145H84V143H86ZM99 142V141H98ZM108 142V143H109ZM119 142H118V140H117V144H119ZM89 143V141L86 143V144H88ZM105 143V144H104ZM114 143V142H113ZM42 144H45V145H42ZM116 144V145H117ZM194 144V143H193ZM40 145H42V147L40 146ZM97 146H98V144H96ZM96 145H94L93 144V146H96ZM115 145V144H114ZM9 146V147H8ZM15 146H16V148H15ZM85 146L86 145H84L83 147L85 148ZM90 146V145H89ZM88 146V147H89ZM164 146V145H163ZM168 146H170V145H168ZM196 146V145H195ZM44 147V148H43ZM64 147V146H63ZM82 147V148H83ZM116 147V146H115ZM161 147V146H160ZM159 147V149H157V152H159V150H161L162 148H163V150H161L159 153H158V155H156L155 154V152H153L152 153V151L151 152H149L150 154L152 153V155H154V157L156 158L157 156H159L160 157V159H162L163 158V160H159V157H157V159H154V161L155 160H159L160 161V165L163 163V165H161V166H159V168H163L164 169V167H165V165L166 164H164V157H167V159H168V162L169 161H174V159L176 160V158L174 157V156H177V153H175L174 152V154H172L173 153V151L175 150V149H172V151H171V149H169L170 147H162V148H160ZM201 147V146H200ZM219 147V146H218ZM221 147V146H220ZM232 146H230V148H231ZM98 148V147H97ZM105 148V147H104ZM164 148H166V150L164 149ZM184 148V147H183ZM187 148V147H186ZM194 148V147H193ZM197 148V147H196ZM214 148V147H213ZM227 148H229V147H227L226 146V150H228ZM86 149H88L87 148V146H86ZM85 149V150H86ZM95 149V148H94ZM200 149V148H199ZM211 149V148H210ZM217 149V148H216ZM222 149H225L224 147L222 148ZM235 149L236 148H234V150L231 148L229 151H235ZM64 150V148L62 149V151ZM79 150V149H78ZM90 150H91V146H90ZM93 150V149H92ZM129 150V149H128ZM146 150V149H145ZM168 150H169V152L171 153V155H173L172 157H174L173 159H172V157H171V155L168 153ZM201 150V149H200ZM199 150V152H201ZM212 150V149H211ZM237 150H239V149H237ZM84 151V150H83ZM87 151V150H86ZM127 151V150H126ZM136 152H134V153H137L138 154V152L140 153V151H142V150H140L139 151V149H138V151H137V149L135 150ZM147 151V150H146ZM145 151V152H146ZM176 151V150H175ZM178 151V150H177ZM193 152L195 151L194 149L192 150ZM205 151V150H204ZM225 151V150H224ZM59 153H60V151H58ZM58 152H55L56 154H58L59 155V153ZM68 153L69 152V149L67 150V149H65V151L63 152V153ZM77 152V151H76ZM129 152V154H130V150L128 151ZM148 152H147V154H148ZM180 152H183V150H181L180 149V151H179V153ZM185 152V151H184ZM189 152H191V150H189ZM189 152L187 151V153H185L184 154V156L185 157H187L186 155L187 154H189ZM208 152V151H207ZM207 152H206V154H207ZM236 152V151H235ZM238 152V151H237ZM236 152V155H235V157L237 158L240 154L239 153H237ZM63 153H60V154H63ZM72 153V152H71ZM70 153V154H71ZM78 153H80V151H78ZM81 153H82V151H81ZM98 153V152H97ZM142 153V152H141ZM179 153H178V156H180L179 155ZM93 154H95L96 155V152L95 153H93ZM92 154V155H93ZM128 154V155H129ZM133 154V153H132ZM167 154V155H166ZM197 154V153H196ZM216 152H214V154H211L210 156H212V155H214V157L215 158H217L216 157ZM231 153H229V154H226V155H217V156H221V159L216 163V161L214 160L215 158L212 156L211 158H214L213 160L215 161V163L216 164H218V167H220V168H222L224 165H226V164H230V163H232L233 164V158H234V160L236 159L235 157H233L234 156V153L232 154V157H231V155H230ZM238 154V155H237ZM23 155H25V156H23ZM32 155V156H31ZM53 155H55L54 153H53ZM74 155H76L75 157H73V155H70V156H72V157H70V159L71 160H74V162L75 163H78V162H80V161H84L86 158L83 156V155H77V154H74ZM100 155V154H99ZM131 155V154H130ZM139 155V154H138ZM138 155L136 156V157H138ZM193 155V154H192ZM60 156V158H62L61 156H63V155H59ZM64 156L65 157H67V154H64ZM114 156V155H113ZM125 156V155H124ZM124 156H122L121 158H123ZM126 156H127V153H126ZM125 156V157H126ZM183 156V155H182ZM195 156V155H194ZM203 156H204V154H203ZM223 156V157H222ZM27 157V156H26ZM25 157V159L27 160V158ZM88 157H90V155H88ZM125 157H124V159H123V161L125 160ZM128 157V156H127ZM141 156H139L138 158L141 160V159H143V160H147L148 159V157H144V156H142V158H140ZM145 159H144V158ZM170 157H171V159H170ZM185 157H183V158H185ZM188 157H189V155H188ZM187 157V158H188ZM190 157H191V155H190ZM241 156H239V158H240ZM33 158V159H34ZM137 158V159H138ZM186 158V161L188 160ZM192 158V157H191ZM211 158H210V161H211ZM239 158H237V159H239ZM25 159H23L24 161H26ZM63 159V158H62ZM133 159V158H132ZM136 159V160H137ZM170 159V160H169ZM178 159H179V157H178ZM177 159V160H178ZM198 159V158H197ZM203 159V158H202ZM237 159L235 160V162L237 161ZM14 159H12L11 160V164H12V162H14V161H16V159L13 161ZM69 160V159H68ZM105 160V159H104ZM104 160L102 161V162H104ZM107 160V159H106ZM127 160V159H126ZM125 160V161H126ZM185 160V159H184ZM9 161V162H8ZM27 161H29V160H27ZM32 161V159H30V162ZM53 161V162H52ZM51 161V165L52 164H54V163H56V162H54L55 160H52ZM95 161V160H94ZM108 161H110L111 162V160H108ZM117 161V160H116ZM123 161H121L120 160V162L121 163H124ZM128 161V160H127ZM134 161H135V159H134ZM159 161H157V163L159 162ZM173 161H172V164H173ZM185 161V162H186ZM202 161V160H201ZM201 161H199L200 163H201ZM240 161V160H239ZM238 161V162H239ZM105 162H107V161H105ZM119 162V164H121ZM130 162H132V160L130 159ZM166 162V161H165ZM175 162H177V161H174V163ZM184 162V163H185ZM189 162H190V160H189ZM195 162V161H194ZM199 162H197V163H199ZM18 163H15L16 165L18 164ZM83 163H89V162H87V161H84ZM95 163H98L97 161L95 162ZM108 163V162H107ZM112 163V162H111ZM128 164H130L129 163V161L127 162ZM127 163H125V164H127ZM156 163V162H155ZM187 163V162H186ZM209 163V162H208ZM207 163V165H206V167H208L209 165H212V163L211 164H208ZM241 163V162H240ZM49 164V165H50ZM59 165V167H60V165H61V163H58ZM80 164V163H79ZM99 164H101V162H99ZM98 164V165H99ZM119 164H117V165H119ZM144 164V163H143ZM159 164H157V165H159ZM177 163H175V164H173V165H176ZM235 164H236V166H235ZM234 165H232V167H236V169H237V165H238V163L236 162ZM63 165V164H62ZM61 165V170L59 171V172H61V173H64V172H66L67 171V169L65 168V167H67V166H62ZM97 165V166H98ZM102 165H105V163H102ZM107 165V164H106ZM105 165V166H106ZM116 165V164H115ZM122 165V164H121ZM131 165V164H130ZM133 165H136V163L135 164H133ZM171 165V164H170ZM172 165V166H173ZM185 165V164H184ZM183 165V166H184ZM205 165V164H204ZM255 165V164H254ZM54 166H56V165H54ZM58 166H56V167H58ZM99 166H101V165H99ZM98 166V167H99ZM108 166L109 167H111L109 164H108ZM114 166V165H113ZM127 166H129V165H127ZM137 166V165H136ZM138 166L140 167V165L138 164ZM167 166V165H166ZM183 166H182V168H183ZM190 166V168H192L191 170L193 171V167L191 166V164L189 165ZM194 166V165H193ZM195 166H196V164H195ZM194 166V167H195ZM201 166V164L200 165H198V167H196V168H198L199 169V167ZM59 167H58V169H59ZM64 167V168H63ZM69 167V166H68ZM142 167H144L143 165H142ZM147 167V166H146ZM175 167V166H174ZM185 167H186V165H185ZM202 167V168H201ZM200 167V169H205L206 167L204 166H201ZM232 167H230L231 168V171L232 170H234L235 168H232ZM249 167H251V166H249ZM49 168L50 169H53V167L51 168V167H48V171L46 170L45 172V174L47 175V173H49V174H51V172H54V173H52L51 175H53V174H56V173H58V171H56V169H55V167H54V171H51L50 172V170H49ZM72 168V167H71ZM100 168V167H99ZM99 168H98V170H99ZM106 168V167H105ZM104 168V169H105ZM141 168V167H140ZM173 168V167H172ZM170 169V171H169V169H167V170H164V172H163V169H162V172H160L161 171V169H157V170H159L158 172H160V174H165V173H167L166 175L168 176V175H170V174H168L169 172H171V170H172V172H173V174L176 172L175 171V169L173 168V169ZM176 168V167H175ZM190 168H188V169H190ZM253 168H256V169H254V170H256V172L258 171V169L259 168H257V167H253ZM252 168V169H253ZM64 169V171L62 172V170ZM69 169V168H68ZM96 169V168H95ZM104 169L102 170V171H104ZM177 169V168H176ZM200 169L198 170V171H200ZM250 169V168H249ZM261 169V168H260ZM259 169V170H260ZM66 170V171H65ZM98 170L96 169V170H94L95 172L97 171L98 172ZM107 170V169H106ZM175 172H174V171ZM184 170H186V169H184ZM184 170H182V171H184ZM219 170V169H218ZM217 170V171H218ZM245 171V169H240V171H238V170H234V171H232V172H237L238 173V175H237V173H236V175H234V176H236V177H238L239 176V174L242 172V171ZM247 170V169H246ZM262 170H264V168L262 169ZM261 170V171H262ZM102 171H101V173H102ZM156 171V170H155ZM169 171V172H168ZM192 171H190L189 172V170H187V171H185V174H186V176H188L187 177V179L190 177H192L191 178V180H187L188 182L190 181L191 183H193V187L195 186V188H197V187H199L200 185H204V183L203 182H199V180H198V176H200V175H202L203 173L200 171V172H198L197 171V169L195 170V168H194V173L195 172H197V173H195L194 175H195V178H194V180H193V177H194V175L193 176H190L193 172ZM100 172V171H99ZM152 172H153V170H152ZM187 172V173H186ZM189 172V173H188ZM246 172H248V171H245L244 173H243V176H241L242 175V173H241V175L239 176V178H236L235 177V179H240L241 180V178L243 177V179L245 178L244 177V175L245 176H248L247 174H245ZM255 172V171H254ZM91 173H94V172H90V175H91ZM99 174V176H103V173L102 174ZM155 173H157V172H155ZM181 173H183V172H181ZM231 173V172H230ZM249 173H253V172H249ZM48 174V175H49ZM95 174V173H94ZM97 174V173H96ZM96 174L94 175V176H96ZM158 174V173H157ZM157 174H155V175H157ZM160 174H158V175H160ZM172 174V175H173ZM185 174H183V175H185ZM188 174V175H187ZM206 174V173H205ZM232 174V173H231ZM261 174V173H260ZM48 175L46 176L47 178H48ZM89 175V176H90ZM154 175V174H153ZM155 175H154V177H155ZM165 175V176H166ZM175 175H176V173H175ZM182 175V174H181ZM182 175V176H183ZM213 174H211V176H212ZM233 175V174H232ZM54 176V175H53ZM52 176V177H53ZM98 176V175H97ZM166 176V177H167ZM181 176V177H182ZM210 176V178H212ZM214 176V175H213ZM233 176V177H234ZM262 176V177H261ZM261 176H259L260 178H264V174H262ZM49 177H50V175H49ZM104 177V176H103ZM105 177H108L109 178V176H106L105 175ZM171 177V176H170ZM181 177H180V179H181ZM241 177V178H240ZM172 178H174V175L172 176ZM183 178V180L181 179V181H182V183H181V181L179 180V179H176L177 180V182H178V180H179V183H181V184H183L182 186H185L188 182H186V180H184L185 179V177L183 176L182 177ZM247 178L249 179V177H246V179L244 180L245 181V183H250V184H252V183H260L261 184V189H259V190H254L253 189V186H249V187H243L242 189H234V187L233 186H236V184L235 185H233V181H235V182H237V180H232L233 178H231V180H232V182L230 183V184H228V182H227V184L230 186V185H232V189L230 188L229 189V186H228V188H227V184L225 185H222L221 184V186H222V188H219V187H216V189L215 190H213V191H211L210 192V196H208V197H199V196H197V198H199V203L198 204H196V207H195V205H194V207L193 208H190V209H192V217L190 218V219H192V222H194V224L191 226V225H188V226H186L187 228H185V229H182L183 227H180V228H178L177 229V231H176V233L175 234H173V233H171V231L173 232V229L172 228H170V227H166L165 229H162V231L161 232H159V233H155V234H150L149 233V230H151L153 227H157V225L155 224V223H158V222H160V221H162V220H164V219H171L172 221H171V223H179V222H183L184 220H188V216L186 217V216H184L186 213H182V214H179L177 211H176V209H171L170 208V204L169 203H171V199H170V197L171 196H173V194H175V193H172V192H169L168 194H167V192L168 191H166V190H168L166 187H165V185H166V182H165V185H163L165 188H166V190H165V192L164 191H161V190H159V192L161 191V193H159L158 191H157V193H159L158 194V196H159V198H158V200L159 199H161V200H159V202H155V204H154V201H157V197H156V200H155V196H154V201H152V203H153V205H151L150 206V204L148 205V203L147 202H151V199L150 198H153V197H149V199L150 200H148V198H147V202H145L146 201V195H142L141 196V199H143V198H145L144 199V202L147 204V206H150V210L152 209V210H155V209H157V208H161V210L160 211H155V213L153 214V212H152V210L150 211V212H148V211H146V210H148L149 209V207H147L146 206V204L143 202H141L142 203V205H140L141 203L139 202L140 201V199L138 198V200L139 201H137L138 202V204L140 205H138V204H136V202H134L135 203V205L136 206H138V207H140V208H137L136 207V209L134 208L135 207V205L132 203L133 201H136V200H134V198L132 199V202H131V200H130V203L127 201V199L128 198H130V197H132L131 195L129 196V197H126V196H128V195H126L125 197L127 198H125L126 199V201H127V203H129L130 205L132 204L133 206H128L127 204H126V202H125V200L123 199V202H125L123 205H122V201H121V204H119V202L120 201H118V200H120V198H118L117 199V197H121L122 196V193L124 192H122V191H120V190H118L119 188H117L116 189V191H118V192H116V193H114V194H116L117 195V197H115V195H111V197H109V198H106L105 196H101V197H103V198H101V199H99L98 197L96 198V200H91V199H87L86 201L84 200L80 205V207L81 208H83V210L82 211H84V212H86V213H88L89 215L90 214H93V216L94 217H98V216H100L103 212H104V214H102L103 216L105 215V219H106V217H108L109 215L107 214V213H111V218H112V216H113V218H114V220L115 221H118V222H120L121 220V222H122V224H123V227L125 226L124 224H125V222H128L129 223V220H131L132 221V219H129L130 217L132 218V217H134V215L136 216V218H137V215H139V216H144V217H139L138 216V219H136L135 217L133 218L134 219V221H130V225L129 226H126V227H118L119 229H120V232H118L117 234H134V235H138V237H137V239H136V241L135 242H133L132 243V245H131V248H130V250L128 251V256H129V258H131V259H134V260H143L144 262H146L147 261V263L148 262H152V261H154V260H157V259H159V258H162V257H170V256H175L176 258L173 260V262L171 263V264H229V261L232 259V256H233V263L234 262H236V264H238L241 260H239V257L237 258V254H239L238 256H241L240 254H242L241 252L243 251V248H244V246H246L248 243H249V240L250 239H254L255 241L257 240V239H259V240H264V179H262V180H255V181H253L252 180V183H251V179H249L250 180V182H249V180H247ZM99 179V178H98ZM97 179V180H98ZM143 180H144V178H142ZM154 179V178H153ZM152 179V180H153ZM167 180H168V182L169 183H167V184H170V181H169V178H166ZM97 180H96V182H97ZM107 180V179H106ZM106 180H105V182H106ZM151 180V181H152ZM172 180V179H171ZM192 180H193V182H192ZM100 181V180H99ZM109 181V180H108ZM184 181H185V183H184ZM213 181H215V180H213ZM212 181V183H211V185H213V182ZM103 182V181H102ZM164 182V181H163ZM173 182H176V181H174L173 180ZM189 182V183H190ZM243 182V181H242ZM151 183V182H150ZM188 183V184H189ZM215 183H217V182H215ZM238 183V182H237ZM244 183V182H243ZM244 183V184H245ZM131 184H133V183H131ZM159 184V183H158ZM162 184H164V183H162ZM172 184V183H171ZM175 184V183H174ZM177 184V183H176ZM180 184V185H181ZM208 184V183H207ZM239 184V183H238ZM244 184H242V183H240L239 185H244ZM101 185V184H100ZM137 185L138 184H134V185H132V187H130L131 189L132 188H135L136 187V189L137 188H139V187H143V188H145L144 187V185H139V187H137ZM150 184H148V186H149ZM245 185H247V184H245ZM102 187L103 186H105L104 184L103 185H101ZM127 186H128V184H127ZM146 186V185H145ZM158 186V185H157ZM157 186H155V187H157ZM161 185L159 184V186L158 187H160ZM167 186V185H166ZM172 187L174 186V185H171ZM226 186V187H225ZM124 187V186H123ZM155 187H153V188H155ZM157 187V188H158ZM162 187V186H161ZM164 187H163V189H164ZM169 188V190L171 191V189H173V188ZM224 187V188H223ZM104 188V187H103ZM126 188H129V187H125V189ZM136 189H135V191L133 192L134 193V195H135V193L136 192H138V191H136ZM142 190V189H141ZM153 190V189H152ZM176 190V189H175ZM119 192H122L121 193V196H118V193ZM163 192V193H162ZM199 192H200V194L201 193H203L204 194V192L203 191H201L200 189H199ZM140 193V192H139ZM166 193V194H165ZM129 194V193H128ZM132 194V193H131ZM161 194V195H160ZM163 194H165L166 196H162ZM99 195H104V194H98V196ZM120 195V194H119ZM168 195V196H167ZM169 195H171V196H169ZM196 195V194H195ZM97 196V195H96ZM107 196V195H106ZM140 195H138V197H139ZM160 196H162V197H160ZM205 196H206V194H205ZM95 197V196H94ZM105 197V198H104ZM123 197V196H122ZM122 197H121V199H122ZM91 198V197H90ZM124 198V197H123ZM136 199H137V197H135ZM194 198H196V196L194 197ZM94 199V198H93ZM100 201H99V200ZM168 199H170V202L168 203V202H166V201H169ZM129 200V199H128ZM95 201H97V202H95ZM99 201V202H98ZM166 204L167 205V203L169 204V205H167V207L168 208H166L165 207V209L163 208V210H162V207H164L163 205L164 204ZM125 204L128 206L127 207V209H128V211H129V209H130V211L127 213V211H126V213H125V211L124 212H122V213H125L126 214V216L127 215H129V216H124V218H126V220L127 221H124V219H123V216H122V219H120V220H118L116 217H118L119 216V213H121V211H123V209H125L124 207H126L125 206ZM146 206V208L144 207V205ZM161 205H162V207H161ZM8 207H10L9 206V204L7 205ZM142 206V207H141ZM109 208L108 209V211H106L107 210V208ZM132 207L134 208V209H132ZM106 210H105V209ZM142 208V209H141ZM155 208V209H154ZM5 209H7V207L5 206V205H3L1 208H0V214L2 213H4L3 212V210H5ZM103 209H104V211H103ZM126 209V210H127ZM139 209H141V210H144V211H141V215L139 214V212H140V210ZM131 210H133V211H131ZM137 210V211H136ZM81 211V213H83ZM105 211L107 212L106 214H105ZM139 211V212H138ZM148 212V213H146V212ZM132 212V213H131ZM151 212H152V215H147L146 216V214H151ZM115 213H117V214H115ZM132 214V216H131V214ZM136 213H138V214H136ZM116 215V217L114 216V215ZM21 215V214H20ZM107 215V216H106ZM82 216V215H81ZM84 216V215H83ZM251 217H253V218H251ZM92 218V217H91ZM103 217L102 216H100V220H99V218L97 219L98 220V225H100L99 223L101 222V220H102V222L104 221V218L102 219ZM109 218V217H108ZM120 218V217H119ZM128 218V219H127ZM96 219V218H95ZM110 219V218H109ZM93 220V219H92ZM96 220V221H97ZM108 220V219H107ZM95 221V220H94ZM106 221V220H105ZM115 221H113L112 220V222H115ZM123 221H124V223H123ZM102 222H101V224H102ZM112 222H111V224H112ZM230 222V223H229ZM95 223H97V222H95ZM117 223V222H116ZM231 224V226H230V229L229 230H227L226 232V234H224L223 235V238H221L222 237V235H218V237H219V239H217V243H215L216 245H218V244H220V243H225V241H224V239L225 240H232V241H235L234 243H236V244H232V245H229V247H227L226 249H224V250H221V251H215V252H212V253H209V252H207L206 250H205V247H201L200 249L199 248H195L196 246L193 244L198 238H199V236L200 235H202V234H205L204 236H203V238H202V241H207V242H210L213 238H217L216 237V231H215V226H220V227H224V228H227L225 225L226 224ZM118 224V223H117ZM116 224V225H117ZM66 225H68V224H66ZM95 225V224H94ZM103 225V224H102ZM114 226H115V224H113ZM156 225V226H155ZM54 226V225H53ZM121 226V225H120ZM73 227H74V225H73ZM76 227L78 228V225H76ZM80 227V226H79ZM82 227V226H81ZM96 227H98L97 226V224L95 225V229H97ZM102 227V226H101ZM104 227V226H103ZM232 227V228H231ZM229 228V227H228ZM56 229V228H55ZM74 229V228H73ZM98 229H100V228H98ZM93 231V230H92ZM96 231V230H95ZM94 231V232H95ZM103 231V230H102ZM115 231V230H114ZM117 231V230H116ZM119 231V230H118ZM97 232V231H96ZM99 233H100V231H99ZM98 233V234H99ZM90 235H91V232H90ZM89 236V235H88ZM100 236V235H99ZM87 237V236H86ZM94 237H95V234H94ZM87 239V241H88V238H86ZM101 239L102 238H98V239H94L95 241H91V243L90 244H87V245H94V244H96V243H99V241H101ZM109 239H113V237H110ZM45 241H52V239L51 238H46V239H44ZM43 242V247L44 248H48V247H45L46 245H49L48 243L49 242ZM90 241V240H89ZM200 241V240H199ZM196 242H198V241H196ZM60 245V247H57V248H54L53 249V251H50V253H46V252H43V253H40L41 252V250H40V248L39 247H31L32 249H30V256H31V258L29 259V263H39V262H41V263H43V262H45V261H48L49 259H51L52 257H53V255L55 254V255H57L56 257H58L62 252H63V250H64V246H62L61 244H59ZM84 248H86V247H84ZM80 253H83V252H79V254ZM245 254H246V252H245ZM249 254V253H248ZM247 254V256H249V255H251L252 253H250L249 255ZM244 255V254H243ZM234 256H236V259L234 258ZM230 257H231V259H230ZM244 257V256H243ZM228 259H230L229 261H227V263L225 262V260H228ZM235 259V260H234ZM241 259H242V257H241ZM243 260V259H242ZM237 261H238V263H237ZM244 261V260H243ZM243 261H241L242 263H243ZM23 263H27V262H23ZM241 263V264H242ZM73 264H118V263H115V262H106V257H105V253H103V252H101V253H99V254H97V255H95V256H87V255H81V256H79L78 258H76L75 260H74V262H73ZM230 264H232V262L230 261ZM235 264V263H234ZM240 264V263H239ZM244 264V263H243Z\"/></svg>",
    "mask_w": 264,
    "mask_h": 264
},
{
    "label": "water",
    "instance_id": "obj_3",
    "mask_svg": "<svg viewBox=\"0 0 264 264\" xmlns=\"http://www.w3.org/2000/svg\"><path fill=\"white\" fill-rule=\"evenodd\" d=\"M199 1H202L203 10H210L206 18L207 21H190L185 28L176 29L171 27L168 19L164 20L167 24L162 26L163 30L161 33L167 40L182 42L184 49L197 54L205 53L212 56L221 54L223 52H220L221 47H216L217 44H213L214 41L205 35V29L210 22L213 30H215L214 33L217 34V38L224 33V30L230 34L229 37L227 36L229 39L226 41L225 37V42L223 41L222 43V45L227 42L229 44L222 54L228 60L237 47L245 49V47L249 46L253 50L259 49L247 32L246 16L241 15L237 11L231 0H221V4L225 7L227 16L230 19V24L224 28L218 22L220 19L217 16L218 5L211 1L209 7L207 0ZM244 1L255 9L259 8V4H264V0ZM58 2V16L52 20L53 22L48 27L53 33H48L47 35H50L53 40L62 41L63 54L66 58L91 65L98 72L111 75L112 83L106 89L108 97L129 123L140 127L159 124L164 129L181 130L182 134L193 140L212 138L217 141L215 146L220 145L222 141L235 137L229 130L223 128L215 133H210L200 126L189 124L188 118L191 117L189 112L192 107L187 100V95L179 98L180 104L178 107L173 102L160 98L164 86L176 83L192 90L198 96L197 98L203 100L204 105L213 104L218 106L223 100L229 99L232 103L223 115L225 120L224 128L228 125L233 126L234 129V125L247 123V114L253 105L251 93L254 88L261 86L264 81V62L257 60L252 65H249L250 68L246 67L247 63L243 67L228 68L215 78L211 76L212 74H209L210 71H207L208 73L206 74L208 75L205 76L206 78H201V76L198 77L199 68L184 66L175 54L164 50L157 44H151L140 33L134 32L133 28L129 29L130 26L129 28H124L111 23L110 20L114 19L132 24L124 16L123 10L116 11L107 3V0H58ZM15 14L19 17L18 9L15 10ZM4 35L12 37L10 34ZM27 44L30 47L39 46V43L34 40ZM28 46H21L22 48L17 50L19 54L25 56L22 57L25 58L22 59V61H25L24 63L28 62L30 58L43 53H36ZM262 57L264 58L263 53ZM44 65L40 63L37 67H47L46 64ZM35 68V66L32 67L33 70ZM151 88H154L152 91L156 92L153 96L149 93ZM22 91L35 95L33 91L27 89H22ZM40 100L42 103H47L46 100ZM51 109L60 112L62 110L59 107H51ZM179 109L181 112H177ZM100 134L101 131L98 130L97 137H100ZM243 136H246V134L244 135L243 133ZM123 167L124 165L119 164L110 168L109 171L120 170ZM75 171L73 169L64 173H56L47 186L67 176H74ZM153 178H155L154 175ZM82 182H84L83 177L79 176L72 184H81ZM27 183L22 186L23 190L21 192L27 191L29 187ZM97 186L87 185L88 188ZM40 193L37 192V194ZM47 206L49 210L50 204ZM121 215L120 213L118 217ZM111 222L109 221L105 225L110 226ZM57 227H59V230L62 229L60 228L61 226ZM76 234L81 239L85 237V233L81 231L76 232Z\"/></svg>",
    "mask_w": 264,
    "mask_h": 264
}]
</instances>
